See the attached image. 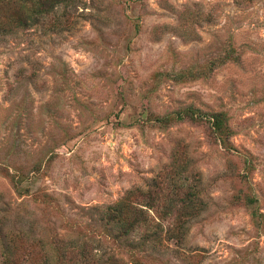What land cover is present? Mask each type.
I'll list each match as a JSON object with an SVG mask.
<instances>
[{"label":"rangeland","instance_id":"374dc122","mask_svg":"<svg viewBox=\"0 0 264 264\" xmlns=\"http://www.w3.org/2000/svg\"><path fill=\"white\" fill-rule=\"evenodd\" d=\"M61 1L0 35V264H264V0Z\"/></svg>","mask_w":264,"mask_h":264},{"label":"trees","instance_id":"16d2710c","mask_svg":"<svg viewBox=\"0 0 264 264\" xmlns=\"http://www.w3.org/2000/svg\"><path fill=\"white\" fill-rule=\"evenodd\" d=\"M15 2L17 5H19L21 12L20 14H17L13 20V22H10V26L5 25H0V35H6L9 31L13 32L16 29H25L29 26L35 25V24H40L44 19L48 18L50 14L55 13L56 7L62 2L61 0H12ZM52 23H54L55 26L60 27L63 23L66 24L69 22V17L65 16L63 21L60 19L58 16H53L52 17ZM236 59V55L234 54V50L231 49L230 54H227L225 57L220 58V59H215L211 62H209L210 66H216L219 67L221 65H224L225 60H230L234 61ZM178 80L184 81L188 79L184 78H191V79H198V76L196 74H190L185 75L184 73H179L176 76ZM189 79V80H191ZM177 120H190L192 122H197V123H206L210 128L212 129V133L222 142H226L229 140L231 136V130L227 127V119L225 118V114L223 112H218L215 113L213 112L212 114H207L200 110L199 108L193 107V106H188L184 110L177 112L176 113ZM164 120H169L168 118L166 119H161L160 121ZM190 189V188H189ZM192 190V191H191ZM198 199V192L195 191V189H190L188 194L185 196L184 199L181 200V209L183 210H191L194 209V213H197V211L201 208L200 206V201ZM118 205H115L113 207H108V214H115L118 212ZM142 211V210H141ZM143 212V211H142ZM120 227V230L122 229L123 232L121 231V235L123 236H130L131 233H134L137 228L140 226V220L139 218H133L131 220L121 222L117 220ZM148 223V222H147ZM156 225L154 226V234L157 236L159 235V232L161 233L162 231V226L160 224L155 223ZM184 224H180L179 228L181 230V233L179 236H177V241L183 240V235H184ZM154 235V236H155ZM151 235H145V237H148ZM156 237V236H155ZM161 237V236H160ZM176 236H173L172 234H168L167 238L164 237V239L158 240L156 238V241H159V243H162L164 241H170L171 239H175ZM129 239V238H128ZM4 264H8L7 260L3 262ZM45 264H56L54 261L53 253L49 254V256L45 258ZM111 264H124L122 262L121 258H114L111 260Z\"/></svg>","mask_w":264,"mask_h":264}]
</instances>
